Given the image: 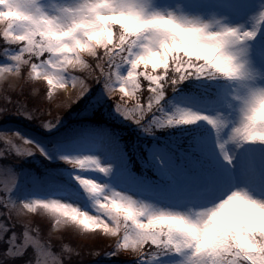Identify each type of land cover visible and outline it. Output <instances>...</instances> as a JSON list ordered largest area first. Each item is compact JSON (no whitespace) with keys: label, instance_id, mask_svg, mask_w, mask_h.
Listing matches in <instances>:
<instances>
[{"label":"clouds","instance_id":"obj_1","mask_svg":"<svg viewBox=\"0 0 264 264\" xmlns=\"http://www.w3.org/2000/svg\"><path fill=\"white\" fill-rule=\"evenodd\" d=\"M0 33L16 45L9 49L11 58L0 62L6 101H13L17 82L19 94L27 88L31 97H48L49 103L69 86L74 95L55 117L26 104L19 114L29 119L43 114L47 119L40 123L50 131L63 111L100 83L115 112L149 136L205 122L211 129L208 147L225 173L224 181L203 185L195 199L162 204L113 183V163L73 151L72 145L54 146L55 159L67 166L59 196L72 199L53 194L16 200L11 197L16 177L0 182L5 193L0 205L6 209L0 239L11 233L0 264H11L39 240L38 233L31 235L34 216L49 223V235L71 227L107 237L112 255L136 264L166 254L175 264H264V184L254 186L244 167L236 175L241 153L264 149V61L255 58V42L264 39V0H254L238 20L215 9L192 10L186 0H0ZM190 80L212 84L214 98L178 92ZM0 142V155L53 158L19 132L0 133ZM259 174L264 180V167ZM73 252L67 244L54 250L50 241H40L29 264H68Z\"/></svg>","mask_w":264,"mask_h":264},{"label":"rangeland","instance_id":"obj_2","mask_svg":"<svg viewBox=\"0 0 264 264\" xmlns=\"http://www.w3.org/2000/svg\"><path fill=\"white\" fill-rule=\"evenodd\" d=\"M50 3H56L57 0H49ZM162 3H176L179 0H161ZM254 3V0H186V5L188 8L192 10L198 11H207L209 9H215L222 13H228L232 16L234 20H238L242 18L246 12L249 10L250 6ZM111 19H116L115 17H110ZM1 37L4 38L6 42H8V48L3 57L4 59H10V51L9 49L15 48V43L10 39L6 40L5 36L0 33ZM19 35V33H11V36ZM255 58L257 63L264 61V39L260 37L257 38L255 42ZM0 60V62H3ZM189 85L193 87L190 91L185 92V94H196L197 96H202L199 94L200 86L206 85L202 84L199 81H191ZM188 85V86H189ZM210 87H214L212 84H207ZM17 91L19 90V82L16 84ZM208 89V90H209ZM216 89L214 87L213 92L215 93ZM3 93V89L0 88V94ZM89 97L87 101L86 109L80 114L83 115L85 113H89L92 110V102L96 105L98 102L104 103V110L111 118L114 120L124 123V124H132L128 121H125L123 117H121L118 113L115 112L112 101H110L103 93L102 90L96 91L94 95H92V88L89 93L85 95L82 99ZM71 99H74L73 91L69 86L67 91H58L53 94L51 98V104H53V109L58 110L61 108V105L67 104ZM86 104V103H85ZM109 110V111H108ZM74 113L73 115H75ZM64 120H60L56 127L51 129L55 130ZM200 124L205 128L204 135L201 136L199 140H197V146L200 150V155L204 157H208L206 161L210 166V172L208 175L210 176L209 182L203 181L204 177L199 173L195 158H192L190 161L191 167L186 168L182 167L180 164H177L176 161H173L172 155L169 152L163 150V148L159 145H152L147 147L148 157L150 165L153 166V175H148L147 173L141 174L135 169L131 163L127 159H125L121 154L119 147L114 144L107 145H93L94 147H90V145L83 144L81 140H73L72 138L69 140H63L59 143H56L52 146H49L44 142V140L39 139L42 137L40 135H36L35 138L25 136L28 139L33 140L36 143H39L42 147H44L50 154L53 155L52 159H47L50 162H55L63 164L61 161L55 159V154L53 152V147L57 146L59 150H66V145H72L73 151H85L89 154L98 155L102 158L104 162H110L115 165V174L113 177V183L117 186H123L127 189H130L137 194L143 195L149 199L155 200L162 204H170L176 205L180 204L186 200L195 199L199 195V189L206 184L210 185H218L225 179V173L223 168V162L218 159L215 153L208 147L207 138L208 134L211 132L210 126H208L205 122L200 121ZM10 130L9 126H5L0 128L2 133H10L7 132ZM49 132H53V131ZM22 135V133H20ZM24 136V135H23ZM38 140V141H37ZM92 143V140L89 141ZM100 146V147H96ZM4 145L0 147L3 149ZM37 154L32 156L23 157L25 161H29V159L36 158ZM5 155H0V182L6 180L9 176L16 177V185L11 192V197L16 200L25 199L31 196H48V195H58L63 191L64 185L66 181H62L59 177H62L61 174L65 176L67 172V166H56V167H48L46 170V182H48V187L44 188V184H41L38 180V176L31 171V169L27 168L25 165H14L1 162V158ZM43 157V156H42ZM157 157L160 160H157ZM202 157V158H204ZM44 158V157H43ZM205 159V158H204ZM46 160V159H45ZM162 161V163H161ZM148 163V164H149ZM244 167L248 170L250 180L254 186L260 187L264 184V180H262L259 170L261 167H264V151L261 148L255 147L244 153H241L240 158L236 161V175L237 177L240 174L241 168ZM66 180V178H65ZM168 182V183H167ZM165 186V187H164ZM3 185L0 183V188ZM62 199H72L68 196H59ZM81 204V207L86 208L88 211H92V209L87 205V203L83 201H75ZM1 211V210H0ZM1 216V212H0ZM34 219H38L40 221H44L38 216L30 217L29 222L32 223ZM1 220V219H0ZM68 230L72 235L76 236L77 239H82V241H95V240H103L105 244H111L112 241L107 237H102L99 234L97 235H89V234H81L74 230L71 227H65L57 232L51 234V236L61 238V233ZM50 232V225H49ZM32 235V234H31ZM33 236V235H32ZM42 240L35 241L30 243L36 249L39 247V243ZM44 243H47L43 241ZM92 243V242H91ZM52 246V244H51ZM53 248V247H52ZM23 250V249H22ZM21 250V251H22ZM20 251V252H21ZM42 253L46 252V249H40ZM19 252V253H20ZM175 257L172 254H166L163 256H156L150 262V264H175ZM133 260V259H132ZM134 261V260H133ZM128 262L127 264H136V262ZM91 264H116L113 261L109 260H99Z\"/></svg>","mask_w":264,"mask_h":264},{"label":"trees","instance_id":"obj_3","mask_svg":"<svg viewBox=\"0 0 264 264\" xmlns=\"http://www.w3.org/2000/svg\"><path fill=\"white\" fill-rule=\"evenodd\" d=\"M7 48L8 42L0 35V60H3ZM97 74L99 73L97 72ZM189 83L190 81L184 82L181 88L178 89V92L185 93L190 91L193 86L189 85ZM208 86L209 85L206 84L198 87L199 94L202 98H204L205 95L209 98H214V87H210L209 89ZM91 88L92 95H94L97 90H102V85L96 83ZM3 95V93L0 94V107H3L5 103L13 102L8 106L9 110L0 112V128L9 126L10 130L7 132H19L24 136L32 138H35L36 135H40L42 137L39 141L42 139L49 146L63 140H69V138L81 140L83 144L90 145L91 148L94 147L93 145H95V143L96 145H107V143L117 144L120 154L143 175L144 173L153 175V169H151L153 166L147 162L149 161L147 147L157 144L161 146L164 151L169 152L173 157V161H176V163L180 164L182 167L190 168V161L192 158H195L199 165L197 169L204 177L203 181L209 182L210 180V176L208 175L210 166L206 161L208 157L201 156L197 146V140H199L205 132V128L200 122H197L195 125H182L167 130H161L157 132L155 136H149L142 133L141 130L133 124H124L111 118L105 112L103 102H98L96 105L92 102V110L89 113L81 115L80 113L86 109L89 103V101H87L89 97H86L85 99L81 98L67 110L63 111L59 121L64 120V122L55 130H51L53 132H49L40 123L41 117L34 116L32 119H29L19 114L18 111L20 105L26 104L29 109L36 108L38 112L43 111L45 116H47L48 113L56 114L61 108L58 110L53 109V104L49 103L48 97H45V100L39 97H31L27 92V88L23 94H19V90L17 93H14L13 101H6ZM74 113L76 114L73 115ZM0 133L2 132L0 131ZM90 140H92L91 144L89 143ZM1 146H3L2 142H0V147ZM262 151H264V149H262ZM1 162L14 165H25L27 168L31 169V171H34L38 176L39 182L44 184V188L48 187V182H46L48 176L45 175L47 168L63 165L60 162L56 164L47 159L45 160V158L39 154L36 155V158H30L29 161H25L23 158L17 157L14 153H6L5 156L1 158ZM61 176L62 177H59V179L66 181L65 176L63 174H61ZM0 210V219L4 220L6 209L3 205H0ZM12 223H14V221L8 223L10 229ZM30 228L34 229V231L31 232L33 236H36L38 233L40 240L47 243L50 241L54 250L60 249L64 244H67L70 249H74L75 252L72 253V257L68 261V264H91L99 260H109L116 264H127L133 261L126 256L112 255V249L107 248L110 244L103 243V240L84 242L82 239H77L76 236L72 235L68 230L61 233V238L51 236L49 235V223L46 221L34 219V221L30 223ZM14 230L17 232L20 231L19 228ZM10 235L11 233L9 231L0 239V251L8 250L11 244ZM22 240L23 237L21 236L20 239L16 240V244H20ZM11 246L13 248L15 247L14 245ZM34 249L33 245L28 244L26 250L23 249L18 253L20 256L11 261V264H29ZM95 250L99 251L96 255H92L91 252ZM133 262L136 261L134 260Z\"/></svg>","mask_w":264,"mask_h":264},{"label":"snow or ice","instance_id":"obj_4","mask_svg":"<svg viewBox=\"0 0 264 264\" xmlns=\"http://www.w3.org/2000/svg\"><path fill=\"white\" fill-rule=\"evenodd\" d=\"M36 111H37V109H36ZM38 112V111H37ZM40 112V111H39ZM58 113H56V114H52L51 113V115H52V117H55L56 115H57ZM41 119H47V117H44L43 116V114H41ZM47 126V125H46ZM13 178V176H9L7 179L8 180H11ZM5 195V193L3 192V191H0V197H2V196H4Z\"/></svg>","mask_w":264,"mask_h":264}]
</instances>
